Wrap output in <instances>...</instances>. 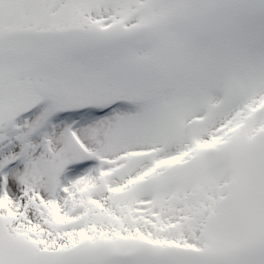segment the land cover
Listing matches in <instances>:
<instances>
[{
    "label": "snow or ice",
    "instance_id": "snow-or-ice-1",
    "mask_svg": "<svg viewBox=\"0 0 264 264\" xmlns=\"http://www.w3.org/2000/svg\"><path fill=\"white\" fill-rule=\"evenodd\" d=\"M0 264H264V0H0Z\"/></svg>",
    "mask_w": 264,
    "mask_h": 264
}]
</instances>
